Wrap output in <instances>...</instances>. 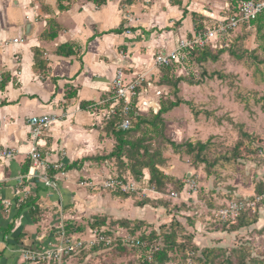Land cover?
I'll return each mask as SVG.
<instances>
[{"label":"crops","instance_id":"0c3cea01","mask_svg":"<svg viewBox=\"0 0 264 264\" xmlns=\"http://www.w3.org/2000/svg\"><path fill=\"white\" fill-rule=\"evenodd\" d=\"M228 5L226 0H105L100 6L91 0H0V149L16 151L0 163V264H28L21 251H40L56 241L59 224H70L71 237L87 240L95 217L141 220L134 202L93 188L107 177L106 164L83 161L112 150L103 116L117 67L127 68L128 80L151 77L163 91L153 56L195 35L193 14L216 25L227 17ZM42 115L55 120L39 141L43 161L69 168L64 176L48 171L52 188L31 178L30 168L22 173L24 165L31 166L28 120ZM94 249L71 264H79L77 258H86L84 263L112 258L108 250Z\"/></svg>","mask_w":264,"mask_h":264},{"label":"rangeland","instance_id":"374dc122","mask_svg":"<svg viewBox=\"0 0 264 264\" xmlns=\"http://www.w3.org/2000/svg\"><path fill=\"white\" fill-rule=\"evenodd\" d=\"M226 1L231 4V0ZM223 12L226 15V10ZM213 26L214 23H207V27ZM229 41L223 52H211L216 60H191L181 66L176 74L184 77V82L177 89H163L165 102L182 100L189 104L162 116L165 138L177 144L207 145L202 154L205 162H200L185 152L176 154L163 140L149 143L151 150L162 154L161 170L182 183L181 192L168 185L159 193L144 182L149 177L147 171L141 181H136L116 160L103 163L107 177L102 182L115 179L124 184L132 180L139 183L137 192L122 194L132 198L123 201L134 202L137 217L143 219L145 225L140 232L156 229L167 233V227L176 221L182 225V230H177L178 242L191 238L190 247L212 249L216 252L215 264H264V40L259 39L255 27H241ZM93 188L121 194L104 189L102 183ZM259 190L263 195H258ZM145 200L153 201L155 206H137ZM240 200L256 204L253 210L243 212L244 226L234 229L232 224H221L216 217L218 210ZM248 220L252 224H246ZM118 233L130 235L125 229ZM70 260L65 264H71ZM139 263V258L132 256L79 261ZM168 264L188 263L179 255Z\"/></svg>","mask_w":264,"mask_h":264},{"label":"trees","instance_id":"16d2710c","mask_svg":"<svg viewBox=\"0 0 264 264\" xmlns=\"http://www.w3.org/2000/svg\"><path fill=\"white\" fill-rule=\"evenodd\" d=\"M96 5H102L105 0H91ZM242 1L247 0H231V4L228 5L226 9V16L231 17L238 14L239 5ZM62 9V8H61ZM207 20V19H206ZM194 30L195 34H200L206 31L207 23H204L205 18L199 14H193ZM255 27L256 34L259 39L264 40V12H262L254 21L249 24H244L243 29ZM223 52L224 50H214L211 47H205L202 49H197L187 56V63L191 60L205 62L208 59L216 60L211 52ZM182 65H171L169 67L160 68L161 77L158 81V85L163 87H172L177 89L179 83L184 82V77L177 76V71ZM184 67V66H183ZM167 101L166 95L162 94L159 99V111L155 114L152 111L143 113L135 110L129 115L131 126L127 131H122L119 129L120 122L122 121V116L116 114L111 116L108 120L104 121L103 130L107 138L113 139L114 144L112 150L104 156H95L91 158H86L83 161L96 162L98 164H103L108 161L116 160L119 166L129 172L132 178L136 181H141L143 178V172L147 171L148 179L144 180L146 184L154 187L157 192H162L166 189L168 185L174 186V188L181 192L182 183L174 178L166 175L162 170L161 166L164 161L162 154L159 150H151L150 142L154 140L165 141L176 154L185 152L189 156H195L197 161L205 162L202 159V154L207 148L206 144L202 143H192L185 142L182 144H177L171 140H168L164 136L165 124L162 118L163 115L178 108L182 104H187L182 100H176L175 102H165ZM264 106V98L261 99ZM110 106L108 101L104 108L107 109ZM29 164L24 165L22 168V173L27 174L29 171ZM69 169L64 168V171ZM120 177V176H119ZM122 177V176H121ZM121 193V192H120ZM258 195H263V191L259 190ZM118 196L125 199L131 198L129 195L119 194ZM264 203V197L262 202ZM147 205L155 206V203L150 200H145L139 203L138 207H145ZM36 211V210H35ZM246 217L245 213L237 219V221L232 224L234 229H239L244 226V221L242 218ZM246 224H252L251 220H248ZM143 220L135 219H117L108 220L107 218L95 217L93 221L89 224L90 229L103 232L107 236H113L116 227L125 229L129 231L131 236H137L144 243V246L139 247H125L116 243L110 248H100L102 250H108L111 253L112 258H123L125 256H132L139 258V264H168L174 258L182 255L186 263L192 260L195 264H215L213 258H215V251L212 249L199 250L197 247H190L191 238H186L182 242H178V232L177 230H182V225L179 222L172 221L167 227L169 232H157L156 229H152L150 232L142 230L144 226ZM65 231L68 235L72 232L70 229L71 225H64ZM144 228V227H143ZM80 232L79 229H77ZM95 249L84 251L92 252ZM83 253V252H82ZM80 253V254H82ZM78 260L84 261L86 258H77ZM183 259V258H182Z\"/></svg>","mask_w":264,"mask_h":264},{"label":"built area","instance_id":"2783aa9c","mask_svg":"<svg viewBox=\"0 0 264 264\" xmlns=\"http://www.w3.org/2000/svg\"><path fill=\"white\" fill-rule=\"evenodd\" d=\"M262 12H264V0H247L242 1L239 5L238 14L226 17L216 25L208 28L206 31L195 34L191 38H185L178 42L176 49L166 52H159L153 56V64L156 68L169 67L177 64L185 67L187 56L191 52L211 47L212 49L223 50L228 46L232 35L238 31L244 24L254 21ZM124 58V54L121 53ZM126 67L120 64L117 67L114 79L111 82L109 93L110 106L104 110V120L111 116L119 114L122 116L119 129L127 131L131 122L129 115L135 110L144 106L153 113L159 111V99L163 91L158 88L157 82L146 75H139L133 79H127ZM1 81V78H0ZM151 95L154 99H150ZM147 110V111H148ZM54 118L50 115L34 116L28 120L30 127L29 150L27 153L30 160V177L43 182L47 187H54V183L47 176L50 169H54L64 176V166L59 164L55 168L43 161L39 148L40 138L50 129L54 123ZM16 151L13 148L0 149V163L14 158ZM85 185L84 183L80 184ZM102 187L113 192L134 193L139 188V183L129 181L124 184L120 180L108 179L102 182ZM196 188V185L192 186ZM28 189H24L26 194ZM172 197H177L172 194ZM20 202V201H19ZM255 202L245 200L232 201L225 207L218 210L216 217L221 224H234L237 219L246 210H253ZM91 238L87 240L75 239L65 231L64 224L58 226V239L48 242L40 251L22 250L21 258L28 264H65L67 260L77 257L80 253L94 248H110L116 243L125 247L144 246V243L136 236L120 235L114 233L113 236H107L103 232L93 230ZM188 264H195L192 260Z\"/></svg>","mask_w":264,"mask_h":264}]
</instances>
